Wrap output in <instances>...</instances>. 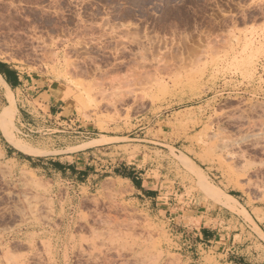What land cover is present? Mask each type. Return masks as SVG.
Instances as JSON below:
<instances>
[{"label":"rangeland","instance_id":"1","mask_svg":"<svg viewBox=\"0 0 264 264\" xmlns=\"http://www.w3.org/2000/svg\"><path fill=\"white\" fill-rule=\"evenodd\" d=\"M0 60L73 97L56 119L14 95V117L0 84L8 141L98 174L0 146V264H264V0H0Z\"/></svg>","mask_w":264,"mask_h":264},{"label":"crops","instance_id":"2","mask_svg":"<svg viewBox=\"0 0 264 264\" xmlns=\"http://www.w3.org/2000/svg\"><path fill=\"white\" fill-rule=\"evenodd\" d=\"M0 76L3 80L0 79V84L4 87L8 86L12 96L17 95L18 98L21 96L29 101L28 98L31 97L30 94L36 92L38 93L37 98H40L42 101L40 105L42 110L46 113L50 111V115H53L56 119L59 118V116H68L67 113L70 111L68 106L69 101L73 99L71 92L72 87L61 83L58 79H49L44 75H39L35 79L29 72L25 73V71H21L18 66L4 60H0ZM61 86H64V88ZM21 126H25L24 123H21ZM15 136H19V133H15ZM26 143L28 145L32 144L29 140H26ZM0 146L6 157L15 159L17 162H22L24 164L31 163L33 165L32 169L35 170L47 169L60 176L75 177L78 180H84L85 178L88 180L89 178L95 179L98 176L95 171H91L90 165H88V167L80 166L76 158L82 156H78V154L73 155L72 151H64L67 153L61 157H50L45 159L49 161H41L40 159H32L33 161H31L27 159L26 156L19 153L21 150L8 141L1 129ZM21 152L25 153L24 151ZM125 170L126 173L121 172L122 169L116 170L115 177H117L118 180H126L128 182L129 193L133 195V201H143L144 199L154 200V188L142 182V173L136 171L135 167H129ZM262 231L264 232L263 229ZM216 238L217 234L213 228H205L200 232L199 236L202 243L213 242ZM245 260V258L238 257L235 263L229 262L228 264H245Z\"/></svg>","mask_w":264,"mask_h":264},{"label":"bare ground","instance_id":"3","mask_svg":"<svg viewBox=\"0 0 264 264\" xmlns=\"http://www.w3.org/2000/svg\"><path fill=\"white\" fill-rule=\"evenodd\" d=\"M0 79L2 80L1 76H0ZM6 87H7V92H8L9 100H10L11 106L13 108L14 117H15V114H16V111H17L16 101H15L14 97L11 95L8 86H6ZM12 125H13V123L9 126V134H8L10 142L13 143V144H15L20 149L24 150L25 152H27L29 154H37L38 151H36L35 149H33V148L31 149L29 147H24V146L19 145V143L16 141V138H15L14 133L12 131ZM202 179L205 182L209 183L210 185L214 186V184H212L205 176ZM230 197H232L233 199H235L232 195Z\"/></svg>","mask_w":264,"mask_h":264},{"label":"trees","instance_id":"4","mask_svg":"<svg viewBox=\"0 0 264 264\" xmlns=\"http://www.w3.org/2000/svg\"><path fill=\"white\" fill-rule=\"evenodd\" d=\"M235 194V193H234Z\"/></svg>","mask_w":264,"mask_h":264}]
</instances>
